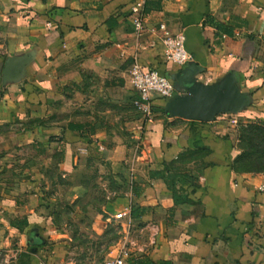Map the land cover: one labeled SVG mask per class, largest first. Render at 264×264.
Here are the masks:
<instances>
[{"label": "crops", "instance_id": "obj_1", "mask_svg": "<svg viewBox=\"0 0 264 264\" xmlns=\"http://www.w3.org/2000/svg\"><path fill=\"white\" fill-rule=\"evenodd\" d=\"M144 1L0 0V264H67L60 203L85 188L76 177L101 173L118 181L111 209L133 255L264 264V172L234 168L238 147L220 114L188 120L154 97L143 117L128 73L134 60L168 79L185 69L195 83L231 82L264 102V0H150L158 7L142 12ZM135 3L147 27L184 33L190 60L148 47L153 33L135 37ZM7 57L25 62L3 77ZM164 166L195 178L181 185L188 202L151 176Z\"/></svg>", "mask_w": 264, "mask_h": 264}, {"label": "rangeland", "instance_id": "obj_2", "mask_svg": "<svg viewBox=\"0 0 264 264\" xmlns=\"http://www.w3.org/2000/svg\"><path fill=\"white\" fill-rule=\"evenodd\" d=\"M219 114L218 119L223 120L221 124L225 127L226 134L235 139L238 153L242 152L241 147L245 145L242 140L244 128L250 124L263 126L262 122H253L250 117L243 116L241 108ZM249 129L253 130L254 127ZM255 134L257 138L254 139L257 141L264 138L259 132ZM252 148L248 145L246 149ZM261 160L264 162V158ZM97 175H91L90 178L76 177L75 181L84 180L82 183L85 188L76 197L70 198L72 202L62 199L66 203H60L59 218L63 225L61 230L65 231V235L61 237L65 241L62 249L64 262L67 264H102L118 247L122 235L118 221L121 215H113L115 211L111 209V203L117 199L113 193L117 191L118 181L108 174ZM120 185H124L125 189V184ZM104 203H107V213L103 211ZM100 219L104 222L102 226L96 223L94 227V222L99 223Z\"/></svg>", "mask_w": 264, "mask_h": 264}, {"label": "built area", "instance_id": "obj_3", "mask_svg": "<svg viewBox=\"0 0 264 264\" xmlns=\"http://www.w3.org/2000/svg\"><path fill=\"white\" fill-rule=\"evenodd\" d=\"M132 13L137 14L131 20L134 35L141 39L146 33H153V39L147 44L154 47L156 44L163 46V55L167 60L176 64H183L191 59V54L184 47L185 35L182 31H172L164 21L158 22L154 27H147L143 19V14L137 3L130 8ZM130 83L135 91L136 98L133 105L143 117L151 116V100L154 97L169 98L175 93V87L171 81L160 74L157 68L140 63L134 60L128 70ZM129 231H124V237L118 242V247L113 254L102 264H131L129 258L135 256L131 252L132 241Z\"/></svg>", "mask_w": 264, "mask_h": 264}, {"label": "water", "instance_id": "obj_4", "mask_svg": "<svg viewBox=\"0 0 264 264\" xmlns=\"http://www.w3.org/2000/svg\"><path fill=\"white\" fill-rule=\"evenodd\" d=\"M25 62L21 57H7L2 69V76L13 73ZM182 75H172L169 80L174 86L182 87L186 95L174 93L167 98L165 109L173 115L188 120L211 122L222 112L246 108L250 98L233 83L220 81L215 84L195 83L187 77L185 69Z\"/></svg>", "mask_w": 264, "mask_h": 264}, {"label": "trees", "instance_id": "obj_5", "mask_svg": "<svg viewBox=\"0 0 264 264\" xmlns=\"http://www.w3.org/2000/svg\"><path fill=\"white\" fill-rule=\"evenodd\" d=\"M158 5L154 3V1L145 0L142 7V12H147L151 8H157ZM128 16L133 19L137 16V14L132 13L131 10L128 12ZM159 72V71H158ZM252 94H250V102L246 106V110L254 111V114L250 116V120L253 122H262L263 126H254V124H250L244 128V135L242 140L245 145L241 148L242 152L237 153L235 156L233 163L234 168L237 171H256V172H264V162L261 160L264 158V138H259V141L255 140V133L259 132L264 137V102L257 103L253 100ZM255 109V110H254ZM254 127V129H249ZM249 129V130H248ZM252 134V135H251ZM250 145L253 147L250 150H247V146ZM247 159H252V161H246ZM241 164V165H239ZM151 176H158L163 179L167 190L171 192V196L175 203H184L188 202L189 198L187 195L183 194V188L181 185L185 183H189L192 185H197V181L195 178L188 173L180 172L176 170H170L168 166H164L160 170H156L151 172ZM180 183L178 187L177 184ZM131 264H155L152 262L147 256H133L129 258Z\"/></svg>", "mask_w": 264, "mask_h": 264}]
</instances>
